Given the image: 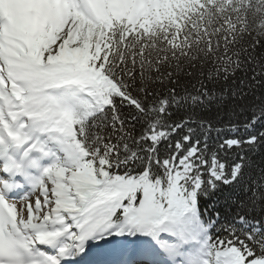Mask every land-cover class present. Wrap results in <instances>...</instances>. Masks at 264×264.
I'll return each mask as SVG.
<instances>
[{
  "label": "snow or ice",
  "instance_id": "obj_1",
  "mask_svg": "<svg viewBox=\"0 0 264 264\" xmlns=\"http://www.w3.org/2000/svg\"><path fill=\"white\" fill-rule=\"evenodd\" d=\"M0 264H264V0H0Z\"/></svg>",
  "mask_w": 264,
  "mask_h": 264
}]
</instances>
